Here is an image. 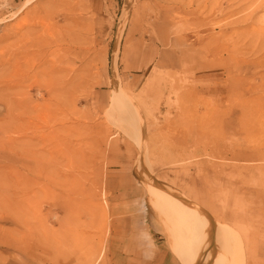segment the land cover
<instances>
[{
    "label": "rangeland",
    "instance_id": "rangeland-1",
    "mask_svg": "<svg viewBox=\"0 0 264 264\" xmlns=\"http://www.w3.org/2000/svg\"><path fill=\"white\" fill-rule=\"evenodd\" d=\"M263 3L0 0V264H180L148 183L264 264Z\"/></svg>",
    "mask_w": 264,
    "mask_h": 264
},
{
    "label": "bare ground",
    "instance_id": "bare-ground-1",
    "mask_svg": "<svg viewBox=\"0 0 264 264\" xmlns=\"http://www.w3.org/2000/svg\"><path fill=\"white\" fill-rule=\"evenodd\" d=\"M263 4L261 5V7L263 6ZM4 5H6V4H4ZM262 8H264V7H262ZM70 48H71V45H70ZM152 60H153V58L150 61H152ZM88 69L90 71L89 77L91 78V75H92L91 74L92 73L91 67ZM60 80H62V79H60ZM36 82L37 81H35L34 83H36ZM52 85L54 86V84H52ZM76 88H77V86H76ZM57 91H58V89H57ZM22 102L25 103V101H22ZM133 110H134L133 111V119L135 121V124H129V126L133 125L132 128H135V131H136V129L138 130V136L140 138L139 143H140V146L143 147V144H144V139H143L144 138V131L143 130L144 129H143L141 113L139 112V110L135 106H133ZM124 130L129 134H130V132H132V131H130L131 128H128V126L127 127L125 126ZM146 185H147V190L152 197L151 199H152L153 205L150 204L148 206V213L151 214L152 222L156 223V219L162 218L163 213L167 216V219H169L168 223H170V231H171L170 237H171V235H173L175 237V241L177 242L178 248H179V258L183 261L184 264H209V263L210 264H230V261L226 258L225 254H223V250L221 249L222 248L221 244H218L215 242V245H211V243H213V242L208 243V242H206L207 240L205 239V237L203 238V236H204V223L202 222V219L199 218L198 213L191 208V206H190L189 202L186 200V198H185V200H183L181 195H178L177 193L169 192L157 183H148ZM145 190H146V188H145ZM155 207H157L160 211H158V209ZM249 216H250V214H249ZM251 217L252 216H250V218ZM205 218L207 219L208 217L205 215ZM247 218L249 219V217H247ZM242 220H244V219H241L240 222H242ZM206 223L208 224V226L210 225L212 227V229L216 232L218 222L216 223L212 219L208 218L206 220ZM242 223H244V222H242ZM218 226H220V225L218 224ZM245 228H247V227H245ZM245 231H246V229H245ZM242 234H243V231H242ZM204 248H207V250L205 251L206 253H205L204 259L201 261ZM221 251H222V254H219ZM186 258H187V260H186ZM208 259H210L212 261V263L210 261H208ZM240 264H241V262H240Z\"/></svg>",
    "mask_w": 264,
    "mask_h": 264
},
{
    "label": "crops",
    "instance_id": "crops-1",
    "mask_svg": "<svg viewBox=\"0 0 264 264\" xmlns=\"http://www.w3.org/2000/svg\"><path fill=\"white\" fill-rule=\"evenodd\" d=\"M149 63H148V61L146 62V64L145 65H148ZM178 229V228H177ZM176 230V229H175ZM156 231H160L166 238H167V240H168V242L170 243V245L172 246V250L176 253V247L175 246H173L174 244H173V238H172V235H171V237H168V235H167V233H165L162 229H159V228H156ZM179 231V230H178ZM171 240V241H170ZM214 240H216V238H214ZM172 242V243H171ZM176 256H177V258H178V261L180 262V264H183V261L179 258V256L177 255V253H176Z\"/></svg>",
    "mask_w": 264,
    "mask_h": 264
},
{
    "label": "water",
    "instance_id": "water-1",
    "mask_svg": "<svg viewBox=\"0 0 264 264\" xmlns=\"http://www.w3.org/2000/svg\"><path fill=\"white\" fill-rule=\"evenodd\" d=\"M183 200H185L184 198H182Z\"/></svg>",
    "mask_w": 264,
    "mask_h": 264
}]
</instances>
